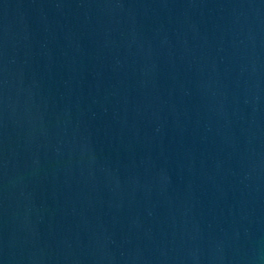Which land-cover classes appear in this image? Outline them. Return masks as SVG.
Returning <instances> with one entry per match:
<instances>
[{
	"label": "water",
	"instance_id": "95a60500",
	"mask_svg": "<svg viewBox=\"0 0 264 264\" xmlns=\"http://www.w3.org/2000/svg\"><path fill=\"white\" fill-rule=\"evenodd\" d=\"M0 264H264V0H0Z\"/></svg>",
	"mask_w": 264,
	"mask_h": 264
}]
</instances>
